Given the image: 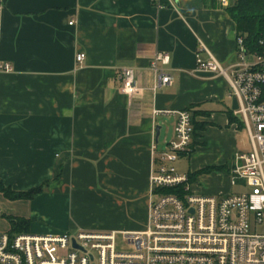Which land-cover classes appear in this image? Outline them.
<instances>
[{"label":"crops","instance_id":"crops-1","mask_svg":"<svg viewBox=\"0 0 264 264\" xmlns=\"http://www.w3.org/2000/svg\"><path fill=\"white\" fill-rule=\"evenodd\" d=\"M171 1L3 0L0 60L13 71L0 73V182L44 191L24 200L0 192V232L22 231L16 219L39 236L145 230L157 128L160 150L170 141L161 143L164 128L173 139L178 119L168 112L192 116L193 145L182 157L189 171L176 167L192 193L216 195L200 189L212 172L234 187L225 170L250 151L237 101L224 77L194 70L200 44L225 67L238 62L236 24L220 0ZM158 53L170 55L159 68L173 80L154 93ZM125 68L139 87L133 96L121 91ZM208 147L220 157L204 159Z\"/></svg>","mask_w":264,"mask_h":264},{"label":"built area","instance_id":"built-area-1","mask_svg":"<svg viewBox=\"0 0 264 264\" xmlns=\"http://www.w3.org/2000/svg\"><path fill=\"white\" fill-rule=\"evenodd\" d=\"M158 8L171 0H153ZM166 1V3H165ZM228 8L231 0H220ZM3 0H0V34ZM73 22L69 25L73 26ZM196 54L194 73L224 77L237 101L234 115L239 119L250 151L237 154L230 174L232 186L241 184L247 193L195 195L189 175L179 174L176 163L188 156L193 145V123L189 111L177 115L174 138L163 149L153 144L149 221L139 232H78L39 236L0 232V264H264V51L248 52L243 38H237L235 64L225 67L205 48ZM202 52L209 60L202 59ZM248 56L253 58L247 62ZM86 54L79 53L82 64ZM168 53H158L151 69L159 81L153 88L172 83L159 64L168 65ZM13 67L0 60V73ZM121 91L133 96L139 91L132 69L121 72ZM161 112L156 111L155 114ZM133 247L117 250L118 236Z\"/></svg>","mask_w":264,"mask_h":264},{"label":"trees","instance_id":"trees-1","mask_svg":"<svg viewBox=\"0 0 264 264\" xmlns=\"http://www.w3.org/2000/svg\"><path fill=\"white\" fill-rule=\"evenodd\" d=\"M230 16L234 20L237 29V38H243L245 48L248 52L264 51V0H232L227 8ZM231 121L234 118L231 116ZM213 168H210L211 170ZM222 168L213 169L221 170ZM208 170V171H209ZM44 187L32 189L28 192H13L4 188L0 182V192L9 199H31L35 195L42 193ZM14 229L22 228L20 232L12 231L11 235L24 234L28 226V221L22 219L11 220Z\"/></svg>","mask_w":264,"mask_h":264},{"label":"rangeland","instance_id":"rangeland-1","mask_svg":"<svg viewBox=\"0 0 264 264\" xmlns=\"http://www.w3.org/2000/svg\"><path fill=\"white\" fill-rule=\"evenodd\" d=\"M253 58L251 56H248L247 58V62H252ZM231 107L235 106L233 101H230ZM239 127L242 128V125H239ZM172 135H173V130H168V132H166V128H164L163 133H162V137H161V143H164L166 140H172ZM164 146V144H163ZM162 146V147H163ZM215 149V148H213ZM211 147H208L205 149V153L204 155L206 157H204V159L206 160H210V158H215V157H220V154L215 153L216 151L213 150ZM228 153V151L223 150V152L221 154H223L224 156ZM234 158V157H233ZM232 158V159H233ZM189 158L185 157L180 159V161L178 160V162L176 163V167L183 173H188L189 171ZM230 162V160H229ZM233 160L231 161L230 168L232 165ZM230 168L229 170H225L226 173L230 174ZM219 171H223L224 169L222 168ZM208 177H210L209 179V185H205L203 184L202 186H200V189H211V193H215L216 195L219 194H228L230 192H232V194H241V193H247L249 192V188L245 187V186H241V184H238L234 187H230L228 181L221 175V173H216V172H212V174H210ZM257 232L262 233L264 232V227H258ZM117 250L121 251V252H131L133 251V247L129 246L126 242H124L123 238L121 236H118V240H117Z\"/></svg>","mask_w":264,"mask_h":264},{"label":"water","instance_id":"water-1","mask_svg":"<svg viewBox=\"0 0 264 264\" xmlns=\"http://www.w3.org/2000/svg\"><path fill=\"white\" fill-rule=\"evenodd\" d=\"M159 135H160V127L157 128L156 141H158Z\"/></svg>","mask_w":264,"mask_h":264}]
</instances>
